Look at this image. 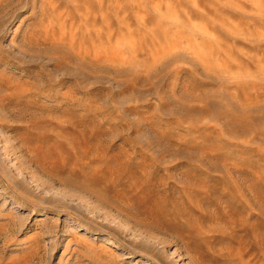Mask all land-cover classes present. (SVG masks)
Wrapping results in <instances>:
<instances>
[{
    "label": "rangeland",
    "instance_id": "rangeland-1",
    "mask_svg": "<svg viewBox=\"0 0 264 264\" xmlns=\"http://www.w3.org/2000/svg\"><path fill=\"white\" fill-rule=\"evenodd\" d=\"M0 264H264V0H0Z\"/></svg>",
    "mask_w": 264,
    "mask_h": 264
}]
</instances>
